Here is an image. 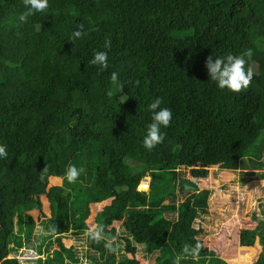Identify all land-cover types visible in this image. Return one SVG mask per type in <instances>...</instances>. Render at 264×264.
<instances>
[{
	"label": "trees",
	"instance_id": "trees-1",
	"mask_svg": "<svg viewBox=\"0 0 264 264\" xmlns=\"http://www.w3.org/2000/svg\"><path fill=\"white\" fill-rule=\"evenodd\" d=\"M24 10L23 0H0V143L9 153L0 161V264H21L15 255L34 228L17 235L14 218L33 208V197L46 196L51 205L42 225L47 232L53 224L56 232L48 236L70 233V193L50 187L53 178L64 177L66 162L54 156L66 136L95 147V160L104 162L88 168L109 201L95 223L103 225V237L116 235L114 223H120L116 236L125 244L119 260L114 244L109 251L105 238L89 240L90 252L103 259L88 264H140L135 242L147 246L146 259L147 244L157 238L163 251L154 264H172L184 243L202 247L181 264L209 258L202 198L191 205L173 194L170 205L158 208L138 188L156 172H167L170 182L186 169L195 175L212 167L234 170L238 162L245 168L248 155L256 157L248 167L260 171L254 177L264 180V0H49L45 13L20 24ZM77 24L84 25L83 36L68 41ZM106 39L109 66L100 71L88 61L94 50H105ZM227 53H250L245 67L252 80L239 92L209 80L206 58ZM113 71L125 86L109 98ZM156 97L172 120L162 128L164 141L149 151L142 139L151 116L147 104ZM185 193L181 189V197ZM232 236L245 249L258 238L247 229ZM76 255L72 250L73 264Z\"/></svg>",
	"mask_w": 264,
	"mask_h": 264
},
{
	"label": "rangeland",
	"instance_id": "rangeland-1",
	"mask_svg": "<svg viewBox=\"0 0 264 264\" xmlns=\"http://www.w3.org/2000/svg\"><path fill=\"white\" fill-rule=\"evenodd\" d=\"M66 138L62 140L61 146L55 144L57 147L55 151L59 152L55 154L54 160L59 162L64 159L66 165L83 166L85 172L71 184L64 177H55L51 180L50 187L60 186L70 193L72 229L70 233L63 236H48L42 222L51 217V205L46 196L31 198L33 208L16 214L14 218L16 227L13 229L17 235H22L27 226L34 228L28 238L30 243L15 255L21 264H73L72 250L77 252L76 264H88V261L94 258L103 259V256L90 252L89 238L85 232L88 227L96 224V214L109 205L108 199L102 197V191L95 188L93 182L95 175L88 169L91 165L99 166L104 162L95 160L98 155L94 150L95 147L79 138L74 141L71 136ZM255 159L253 156H245L244 162L247 167L243 168L242 163L238 162L239 165L234 170L212 167L208 168L207 172L204 170V173L199 171L192 175L186 169L182 175L178 173L175 180L170 182L164 179L167 172H156L140 183L138 190L145 191L149 196V203L157 202L158 208L170 205V197L173 194H177L178 203H184L190 199L192 205L195 196L197 198L199 196L206 202L208 215H205L201 222V228L205 231L202 240L210 251V255L209 258L194 261L192 264H260L264 262V180L257 181L254 176L260 171L248 167V161ZM145 182L148 188L142 187ZM181 189L186 192L182 194V197ZM98 197H100L99 201H96ZM20 221L23 224H20ZM114 226L116 235L118 233L120 235V223H114ZM196 228H198L197 224ZM243 229L254 230L258 237L255 246L251 249L241 248L237 242H234L237 237L232 234ZM116 235H105L104 238L107 241H113L114 252L120 260L125 257V244ZM135 243L138 248L136 257L140 264H154L155 258L163 251V243L157 238L147 244L150 254L143 259L147 246L140 244V241ZM231 244L236 245L235 249L229 248ZM215 248L217 251L214 250Z\"/></svg>",
	"mask_w": 264,
	"mask_h": 264
},
{
	"label": "clouds",
	"instance_id": "clouds-1",
	"mask_svg": "<svg viewBox=\"0 0 264 264\" xmlns=\"http://www.w3.org/2000/svg\"><path fill=\"white\" fill-rule=\"evenodd\" d=\"M24 11L19 13L18 21L20 24H24L28 21V18L37 14L45 13L49 7V0H23ZM84 25L77 24L76 29L71 32L68 37V41H75L80 39L84 34ZM103 48L105 50H94L92 58L88 63L92 66L98 67L100 71H104L108 68V50H110V41L105 40ZM245 55L250 53L233 55L231 53L223 54L220 56L210 55L205 60V67L209 74V80L215 83V86L220 90H229L232 92H239L242 88H247L252 80L251 69H246ZM213 56L215 59H213ZM109 82L112 86L106 93L109 98L121 92L125 84L118 79V73L113 71L110 73ZM162 101L160 97L152 99L147 104V110L150 112V122L147 124L146 133L142 139V147L146 150H152L155 146L162 143L165 138V134L162 128H167L172 120V112L167 107H161ZM9 156L7 145L0 143V161L6 160ZM264 160V157H261ZM85 172L83 166L77 167L75 164H68L65 167L63 176L66 181L71 184L78 180V178ZM38 179L44 182L45 175L43 172H39ZM43 231V230H42ZM103 225L93 224L88 227L85 235L90 241L99 243L103 237ZM56 228L53 224H49L47 228V234H54ZM114 239V238H113ZM113 241L109 240L104 243V247L107 250H111ZM200 243L189 244L184 243L181 249L182 255H177L173 258L172 264H181V261L188 257L195 258L201 249Z\"/></svg>",
	"mask_w": 264,
	"mask_h": 264
},
{
	"label": "built area",
	"instance_id": "built-area-1",
	"mask_svg": "<svg viewBox=\"0 0 264 264\" xmlns=\"http://www.w3.org/2000/svg\"><path fill=\"white\" fill-rule=\"evenodd\" d=\"M145 186H146V188H148V185L146 182L142 185V187L144 188Z\"/></svg>",
	"mask_w": 264,
	"mask_h": 264
}]
</instances>
